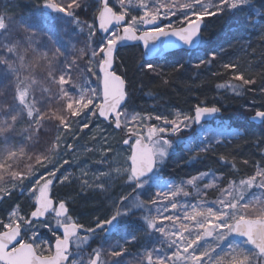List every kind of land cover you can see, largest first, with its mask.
<instances>
[{"label": "snow or ice", "instance_id": "1", "mask_svg": "<svg viewBox=\"0 0 264 264\" xmlns=\"http://www.w3.org/2000/svg\"><path fill=\"white\" fill-rule=\"evenodd\" d=\"M42 7L58 14L54 21L74 26L84 42L66 51L51 36L45 40L32 17L17 19L7 8L0 11V200L20 191L31 201L30 211L16 204L0 217V264H264V164L254 165L255 172L238 181H224L213 172L179 184L164 180L163 167L182 142L180 134L193 126L203 129L205 118L221 109L202 102L187 113L142 115L129 109L127 81L113 67L118 45L128 41L143 42L157 55L161 38L168 47L179 41L189 50L200 49L207 44L206 17L247 12L249 19H264V0H44ZM89 9L92 22L82 21L80 13ZM98 34L106 35L97 42ZM216 59L212 53L204 63ZM144 67L168 83L152 63ZM221 67L230 72L218 89L236 96L256 91L251 88L256 80L238 71L237 62ZM251 120L264 124V110H256ZM104 122L126 132L128 155L114 167L106 155L111 146L103 149L97 163L109 167L95 174V187L106 192L118 179L130 191L114 201L110 217L86 226L51 190L57 182L71 183L64 168L71 161L61 160L75 151L69 139ZM52 130L53 137L43 140ZM237 135L238 130L224 125L205 129L203 147L192 151L207 152L213 143ZM100 139L107 141L104 135ZM219 159L228 162L226 156ZM87 174L83 172L82 186L92 187ZM213 188L218 195L209 199L206 190ZM121 231L123 242L108 249L91 247L99 233ZM137 232L146 243L133 253Z\"/></svg>", "mask_w": 264, "mask_h": 264}, {"label": "trees", "instance_id": "2", "mask_svg": "<svg viewBox=\"0 0 264 264\" xmlns=\"http://www.w3.org/2000/svg\"><path fill=\"white\" fill-rule=\"evenodd\" d=\"M44 0H18L12 4L14 11L11 12L17 19L26 17L33 9L42 6ZM247 12L226 13L223 15L206 17L203 36L207 44L197 53L178 52L168 55L162 60L151 62L168 81L164 84L161 77L152 75L147 68L140 48H131L121 51L116 62V70L127 81L129 90V109L144 114H156L172 116L177 111L190 112L202 102L208 106L215 105L221 109L217 124L210 129H217L224 125L229 129L238 130L239 135L231 139H225L221 143H213L207 152H194L193 149L203 147L202 131L195 126L188 134H181L182 142L176 145L175 152L167 158L161 176L166 181L181 183L197 175L200 172H213L221 176L224 181L246 177L255 172L254 165L264 164V124L252 122L251 117L256 110H264V19L258 17L248 18ZM82 21L92 22L93 12L91 9L80 13ZM67 20V19H64ZM35 27L44 33V39L48 36L56 43V46L70 51L72 45L78 49L83 46L84 37L74 29V26L60 22L33 20ZM216 53L217 59L207 65L205 60ZM237 62L238 71L256 80L249 91L244 95L236 96L228 90L218 89L217 84L229 79L230 70L221 67L222 63ZM83 64V61H81ZM201 65L197 68L196 65ZM183 65V67H180ZM215 73H220L216 75ZM235 83V81H233ZM152 120L151 123H154ZM159 123V122H158ZM102 131L93 133L94 127L78 132V139H69L74 144L75 151L68 152L61 160L71 161L64 168L68 169L71 183L57 182L54 188V198L64 195V200L70 208L71 214L81 224L95 225L97 218L110 217L114 211L113 203L120 195L130 191L127 185L120 180H113L108 191H101L95 187L96 176L100 171L108 170V164L97 163L104 156L103 149L111 146L112 151L106 155L112 157L109 162L117 166L119 154L127 153L123 139L126 132H118L107 123H101ZM54 130L49 131L43 140L51 139ZM101 135L106 136L107 141L101 140ZM93 136L96 138L93 139ZM175 140L176 138L173 137ZM93 149L88 151V149ZM223 155L228 162H222L219 157ZM198 158L194 159L193 157ZM248 163L245 164L244 161ZM64 168L60 172H64ZM87 171L86 179L93 185L83 187L81 177ZM60 175V173H57ZM113 171V176H115ZM103 179V178H102ZM209 199L212 194L218 195L216 190L209 189ZM14 194L5 198L0 206V217H5L12 208L19 204L21 210L28 212L31 209V201L26 197ZM196 193L193 192V197ZM131 230V229H130ZM139 242L130 247L135 253L141 249L143 236L137 232ZM121 237L124 232L121 231ZM123 241V240H122ZM111 241L104 244V249L110 248ZM95 246V245H93ZM109 259V257L107 258ZM128 259H134L129 256Z\"/></svg>", "mask_w": 264, "mask_h": 264}, {"label": "water", "instance_id": "3", "mask_svg": "<svg viewBox=\"0 0 264 264\" xmlns=\"http://www.w3.org/2000/svg\"><path fill=\"white\" fill-rule=\"evenodd\" d=\"M45 11L50 13V14H56V13H51V12H49L46 9H45ZM204 28H205V22L203 21V30H204ZM99 35H106V34H99ZM161 39L164 41V43L161 44V49L162 50L160 51V53L158 55L153 53V52H151V51L146 50L144 48V46H143V42L128 41V42H125L123 44L118 45L117 51L115 53V61H114L113 67L116 70V59H117L118 54L121 51L126 50V49H130V48H134V47L141 48L142 53H143V58H144V61L146 63H151V62H155V61L161 60V59L165 58L168 55L175 54V53H178V52H189L190 53V52H195V51L199 50V49H197V50H189L188 48H186L183 45H181L179 41H176V45H177L176 47H168V46H166L167 45L166 38H161ZM173 39H175V38H173ZM128 101H129V99H128ZM128 101H127V103H128ZM214 118L215 117H206L205 121H203L202 123L203 124L210 123ZM104 123H106V122H104ZM117 131L120 132L121 130H117ZM125 147H128V145H125ZM114 233H112L110 236H112Z\"/></svg>", "mask_w": 264, "mask_h": 264}, {"label": "rangeland", "instance_id": "4", "mask_svg": "<svg viewBox=\"0 0 264 264\" xmlns=\"http://www.w3.org/2000/svg\"><path fill=\"white\" fill-rule=\"evenodd\" d=\"M2 2H3V4L1 5L0 4V11H2V10H4L5 8H7V10L11 13V12H13L14 11V9H13V7L10 5L11 3L12 4H17L18 3V0H2ZM57 2H60V0H57ZM34 15H35V17L37 18V19H39V20H54L53 18L54 17H50L49 15H47V14H45V13H42L41 12V9H35V12H34ZM64 23V22H63ZM96 40H97V42H99V36H97L96 37ZM151 122V121H150ZM154 123H158V121H154ZM215 124H217V121H215V123H214V125ZM207 126H210V125H207ZM207 126H204V128L202 129V128H200V131H202V130H205V129H210V127H207ZM194 127V126H193ZM193 127L190 129V130H192L193 129ZM190 130H186V131H184L186 134H188L189 132H190ZM103 130H102V128H101V126H100V128H96V127H94V130H93V133H99V132H102ZM184 132H182L181 134H183ZM180 134V135H181ZM175 150H176V147H175V149L171 152V153H173V152H175ZM127 155H128V151H127V153H122V154H119L118 155V157H117V166H119V165H122L123 163H124V161H125V159H126V157H127ZM176 184H179V183H176ZM206 191H209V189H207ZM17 192L19 193L18 194V196L19 197H21L20 195H23V197L24 196H26V198H29L28 197V195L27 194H25V193H21L20 191H16V192H14L13 193V195L14 194H17ZM12 195V196H13ZM11 196V197H12ZM7 198V197H6ZM59 199H62V200H64V195H62L61 194V196H59L58 197ZM179 199H184L182 196L181 197H178ZM4 201H5V199L4 200H0V206L4 203ZM146 242H145V240H144V238H143V242H141V244L142 245H144ZM136 245V244H135ZM134 245V246H135ZM141 245V246H142ZM149 246H150V244H149ZM106 259L108 258V257H105ZM109 260H111V257H109Z\"/></svg>", "mask_w": 264, "mask_h": 264}, {"label": "flooded vegetation", "instance_id": "5", "mask_svg": "<svg viewBox=\"0 0 264 264\" xmlns=\"http://www.w3.org/2000/svg\"><path fill=\"white\" fill-rule=\"evenodd\" d=\"M54 188H55V185H54V187H53L52 190H51V193H52L53 198H54ZM21 197H23V195H21ZM54 199H55V198H54ZM68 208H69V206H68ZM69 213H70V215L72 216L71 211H70V208H69ZM72 217H73V216H72ZM77 220H78V219H77ZM86 226H88V225H86ZM92 226H94V225H92ZM43 234H44L45 237L48 236L47 231H44ZM119 235H120V232H115L111 237H107V236H105L103 233H99V234L96 236V238L92 241V243H91V247L95 248V247L100 246V245L104 246V244H105L107 241H111V244H110L109 247H112V246L115 245L118 241H120V236H119ZM93 245H95V246H93ZM111 259H112V258H111Z\"/></svg>", "mask_w": 264, "mask_h": 264}]
</instances>
